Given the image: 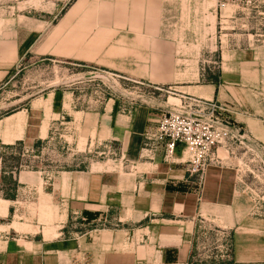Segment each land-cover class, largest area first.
I'll return each mask as SVG.
<instances>
[{
	"label": "rangeland",
	"instance_id": "obj_1",
	"mask_svg": "<svg viewBox=\"0 0 264 264\" xmlns=\"http://www.w3.org/2000/svg\"><path fill=\"white\" fill-rule=\"evenodd\" d=\"M169 1L165 20L155 17L154 7L143 10L138 0H0L1 23L28 16L44 24L39 27L38 53L0 86V119L44 97L49 130L35 143L0 144L6 162L1 171L0 216L9 205L13 211V217L0 218V224L49 222L55 214L64 215L65 208L60 210L45 193L65 171H81L95 163L116 167L124 161L129 166L120 146L95 137V121L88 114L112 105L123 114L143 107L158 116L159 124L184 97L205 98L222 104L233 122L248 131L238 116L264 106V0H230L225 5L217 0ZM159 25H172L175 34L188 35L173 62H155L153 47L143 45L154 41L151 32ZM212 81L219 85L217 97L181 88L208 86ZM54 93L67 108L61 115L48 111L47 99ZM70 105L84 113L73 114ZM240 147L235 153L220 148L222 163L212 162L210 167L231 168L240 193L261 211L264 147L254 150L259 151L255 157L250 148ZM181 153L188 162V154ZM21 172L39 173L40 183H20ZM2 199L13 202L6 205ZM221 226L219 221L200 219L195 264L224 263L217 256L231 231Z\"/></svg>",
	"mask_w": 264,
	"mask_h": 264
},
{
	"label": "crops",
	"instance_id": "obj_2",
	"mask_svg": "<svg viewBox=\"0 0 264 264\" xmlns=\"http://www.w3.org/2000/svg\"><path fill=\"white\" fill-rule=\"evenodd\" d=\"M138 1L143 10L148 5L154 7L155 17L167 20L172 5L169 0ZM215 20L213 15V28ZM43 25L28 16L0 22V86L30 55L38 53L35 49ZM152 34L154 41L143 45L153 47L155 62H173L177 47L188 38L186 33L175 34L172 25H159ZM181 88L196 89L209 97L219 94L218 83ZM56 94L47 99L48 111L61 115L67 108ZM45 102L44 97L30 100L19 111L0 119V144L45 139L49 135ZM70 110L76 115L84 113L73 111L71 105ZM87 117L95 121V137L120 146L129 166L125 167L124 161L116 167L95 163L81 171L62 173L45 194L60 210L65 208L64 215L55 214L49 222L1 223L0 264H195L194 242L201 218L219 221L222 229H230L231 264H264V208L254 210L240 193L231 168L210 167L200 181L190 175L182 148L171 162L166 160L164 146L156 152L145 149V135L158 126V116L147 108L123 114L112 105ZM239 117L247 130L264 142V106L251 107L248 116ZM5 165L0 155V183ZM40 181L39 173H19L22 184ZM1 202L8 205L13 201ZM11 209L7 206L0 218L13 217Z\"/></svg>",
	"mask_w": 264,
	"mask_h": 264
},
{
	"label": "built area",
	"instance_id": "obj_3",
	"mask_svg": "<svg viewBox=\"0 0 264 264\" xmlns=\"http://www.w3.org/2000/svg\"><path fill=\"white\" fill-rule=\"evenodd\" d=\"M217 1L225 5L230 0ZM227 113L229 111L218 101L184 97L181 106L161 117L155 132L145 135L144 148L156 152L164 146L168 162L173 161L178 149L182 148V152L189 156L190 175L198 177L200 181L212 162L222 163L220 148H228L235 153L237 147L244 145L250 148L252 156H259V151L254 150L259 146L264 147V142L235 124ZM219 252L217 258L221 257L224 261L222 264H231V237L225 238Z\"/></svg>",
	"mask_w": 264,
	"mask_h": 264
},
{
	"label": "trees",
	"instance_id": "obj_4",
	"mask_svg": "<svg viewBox=\"0 0 264 264\" xmlns=\"http://www.w3.org/2000/svg\"><path fill=\"white\" fill-rule=\"evenodd\" d=\"M213 84H216V82L212 81ZM10 115V114H9ZM10 147V146H9ZM4 162H5V159L3 158ZM6 163V162H5Z\"/></svg>",
	"mask_w": 264,
	"mask_h": 264
}]
</instances>
